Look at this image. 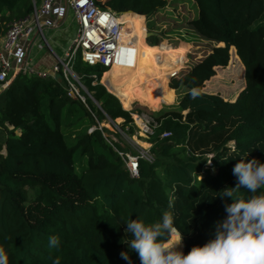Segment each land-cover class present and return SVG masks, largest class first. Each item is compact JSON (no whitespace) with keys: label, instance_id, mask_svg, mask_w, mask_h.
<instances>
[{"label":"trees","instance_id":"16d2710c","mask_svg":"<svg viewBox=\"0 0 264 264\" xmlns=\"http://www.w3.org/2000/svg\"><path fill=\"white\" fill-rule=\"evenodd\" d=\"M94 1L132 11L123 13V21L135 23L138 38L123 83L109 80L122 67L73 61L102 111L131 131L136 126L120 101L154 108L156 100L146 93L153 86L180 94L174 109L149 111L157 121L148 148L153 158H138L131 175L126 153L97 124L104 115L90 98L85 96L86 106L66 95L59 76L16 74L0 91V247L9 264H53L56 258L60 264H129L122 251L131 264H141L125 243L133 238L126 222L151 224L164 211L172 213L187 254L214 239L217 223L227 217L232 199L219 195L236 186L233 168L240 158L264 163V0H192L196 14L189 26L214 44L181 69L188 43L160 41L165 31H156L151 18L167 0ZM30 10L31 0H0V36L11 19ZM144 31L152 33L143 39ZM230 47L242 65L243 85L225 98L203 86L216 66L227 63ZM193 87L202 91L197 99L191 98ZM163 130L168 135L159 136ZM238 195L253 194L241 188ZM51 235L59 236L58 249H49Z\"/></svg>","mask_w":264,"mask_h":264},{"label":"built area","instance_id":"2783aa9c","mask_svg":"<svg viewBox=\"0 0 264 264\" xmlns=\"http://www.w3.org/2000/svg\"><path fill=\"white\" fill-rule=\"evenodd\" d=\"M63 1L31 0L29 13L7 23L0 36V91L18 73L45 75L43 70L32 66L28 53L33 43L38 49H50L42 29L58 25L59 18L64 17ZM68 8L75 20V31L62 55L54 54V62L48 73L50 76L62 77L66 95L79 99L87 106L85 96H93L74 71V59L79 57L87 64L97 63L108 69L133 57L137 48L130 40L128 24L120 19L124 12L101 7L94 0H66V11ZM99 109L102 111L100 107ZM130 109L131 107L127 110L137 129L151 135L157 124L156 119L142 109ZM168 133L163 130L159 136ZM138 158L151 161L153 154L142 146H138L133 154H125L124 164L131 175L137 174Z\"/></svg>","mask_w":264,"mask_h":264},{"label":"clouds","instance_id":"9594fccd","mask_svg":"<svg viewBox=\"0 0 264 264\" xmlns=\"http://www.w3.org/2000/svg\"><path fill=\"white\" fill-rule=\"evenodd\" d=\"M190 95L197 99L202 91L193 87ZM233 175L237 177L236 186L224 188L219 195L231 198L232 203L225 205L227 217L217 223L215 238L203 246H193L187 254L180 250L183 235L175 227L171 212L164 211L161 220L151 224L138 219L127 221L125 231L133 238L125 243L138 254L141 264H264V194H256L264 189V163L240 158ZM241 188L253 195L242 198L238 195ZM169 238L173 243L165 242ZM48 247H60L58 235L49 236ZM120 256L131 264L128 251H122ZM0 264H9L3 247ZM53 264H60L59 258Z\"/></svg>","mask_w":264,"mask_h":264},{"label":"rangeland","instance_id":"374dc122","mask_svg":"<svg viewBox=\"0 0 264 264\" xmlns=\"http://www.w3.org/2000/svg\"><path fill=\"white\" fill-rule=\"evenodd\" d=\"M195 14L196 7L192 0H167L166 3L161 8L157 9L151 16L156 31L161 29L165 31L159 32L160 41H165L172 47L177 46L181 41L188 43L187 48L184 51V61L179 69L185 65H190L195 62L209 49L212 44H214V41L200 37L190 28L187 20ZM142 24L144 25L143 19ZM75 26L76 24L72 12L68 8L63 21L60 24L42 29L50 49H47L46 47L38 49L34 43L30 46L28 54L31 58L32 66L37 70H43L45 72L44 76H50L48 72L50 71L51 64L54 62V54L61 56L63 50L70 44L71 37L75 31ZM128 26L131 31L129 33L130 40L137 48L138 38L134 34L135 23H128ZM37 39L39 40L40 37L38 36ZM229 53L230 55L227 63L222 67H217L214 70V74L204 82L203 86L205 90L218 92L225 98H233L237 90L243 85L242 65L235 56L234 52L231 50V47L229 48ZM39 58L46 60V62L38 61ZM130 58L132 59L133 57ZM120 67L124 68L123 73H119V75L115 74L109 78V80L114 82V84L123 83L129 73L130 67L126 60L117 65V68ZM98 82L101 83L108 92H110L100 81V77ZM146 93L150 96V98L156 100L154 108L140 104L135 99L132 100L128 106L123 105V103L119 100L121 106L124 109L136 106V108L142 109L149 114H152L149 112L150 110L160 108L161 113L163 111H167L168 109L175 108V103L179 97L180 89L172 88V91H159L153 86L152 88L147 89ZM103 115V119L98 121L97 124L104 128V134L115 141L118 144L119 149H122L126 154L130 155L134 153L138 146L149 148L150 142L153 139V134L146 135L141 133L137 127H133L131 131L127 128L120 129L117 125L118 119L112 120L105 113H103ZM180 117H185L184 111H181ZM167 243H173V241L170 239ZM180 250H182V244L180 245Z\"/></svg>","mask_w":264,"mask_h":264},{"label":"water","instance_id":"95a60500","mask_svg":"<svg viewBox=\"0 0 264 264\" xmlns=\"http://www.w3.org/2000/svg\"><path fill=\"white\" fill-rule=\"evenodd\" d=\"M63 7H64V10H63V15H64L65 12H66V0L63 1ZM127 11L132 12V11H130V10H125V11H121V12H127ZM150 33H152V32H150V31H145V32H144V37H145L146 35L150 34ZM47 49H49V48L47 47ZM57 78H58V77H57ZM89 98H90V100H91L93 103H95V105L99 108V105H98L97 101H96L93 97H90V96H89ZM182 245H183V244H182Z\"/></svg>","mask_w":264,"mask_h":264},{"label":"bare ground","instance_id":"6f19581e","mask_svg":"<svg viewBox=\"0 0 264 264\" xmlns=\"http://www.w3.org/2000/svg\"><path fill=\"white\" fill-rule=\"evenodd\" d=\"M132 16H133V18H134L135 20L138 21V19H139V15H137V14H132ZM124 18H125V15H123V13H122L121 16H120V19H122V21H123ZM143 36H144V33H143ZM112 66H113V65H112Z\"/></svg>","mask_w":264,"mask_h":264},{"label":"crops","instance_id":"0c3cea01","mask_svg":"<svg viewBox=\"0 0 264 264\" xmlns=\"http://www.w3.org/2000/svg\"><path fill=\"white\" fill-rule=\"evenodd\" d=\"M63 16H65V14H64ZM63 18H64V17L59 18V20H58V24H60V23L63 21ZM36 61H37V60H36ZM38 61H40V62H41V61L46 62V60H43V59H41V58H39ZM40 62H39V63H40ZM217 67H222V66H216L215 69H216Z\"/></svg>","mask_w":264,"mask_h":264}]
</instances>
